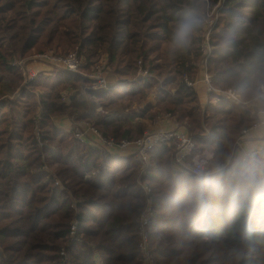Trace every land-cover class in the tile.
<instances>
[{
	"label": "trees",
	"instance_id": "16d2710c",
	"mask_svg": "<svg viewBox=\"0 0 264 264\" xmlns=\"http://www.w3.org/2000/svg\"><path fill=\"white\" fill-rule=\"evenodd\" d=\"M217 6L207 73L213 87L236 88L244 102L203 107L190 83ZM49 48L76 51L82 71L105 59L108 88L66 103L63 91L89 82L80 74L24 85L10 61ZM262 85L264 0H0V100L19 93L0 103V264H142L137 218L149 200L156 264H264V153L224 166L264 106ZM73 110L118 141L170 114L188 123L194 154H212L211 175L179 170L174 140L156 144L146 165L132 155L114 162L54 121ZM63 248L69 262L58 255Z\"/></svg>",
	"mask_w": 264,
	"mask_h": 264
},
{
	"label": "built area",
	"instance_id": "2783aa9c",
	"mask_svg": "<svg viewBox=\"0 0 264 264\" xmlns=\"http://www.w3.org/2000/svg\"><path fill=\"white\" fill-rule=\"evenodd\" d=\"M219 9L220 8L217 6L215 8L214 19L207 21L206 32L200 47L203 54V61L206 62V67L208 57L211 53L212 41L210 33L219 13ZM211 15L212 14H209V16ZM105 64V59H102L98 63L92 65L89 71H82L84 59L80 57L76 51H70L62 54L57 53L52 48L35 53L31 56L14 58L10 61V65L12 67L21 70L24 85L35 81L39 76L58 73L61 71L80 74L83 78H86L89 81L88 83L81 84L78 88L69 87L62 93L61 100L66 103H69L70 96L78 91L83 92L85 97L88 98L86 93L88 89H107L108 79ZM163 75L165 78L172 76V69L167 59L163 62ZM205 80L208 84V91H215V97L210 101L212 104H217L222 100L230 102H244L238 95L236 88L218 89L213 87L211 84V77L208 73H206ZM195 83L196 80L190 84L194 86ZM261 87L262 93L259 97L264 99V85ZM7 98L13 99L14 96L10 98L4 96L1 98L0 103ZM256 115L257 120L242 131V135L236 142L230 158L224 164L225 167L231 165L230 161L235 152V148H241V144L245 139L252 137L264 127V106L257 109ZM79 117V113L75 110L68 114V119L71 123L69 130H71L75 138L90 145L92 148L100 150L111 156L122 155L123 153H121V151H125V153L134 156V158L140 161L141 164L146 165L148 162L149 152L156 144L174 140L175 148L172 159L179 170L185 174H190L195 177L211 175L210 171L207 170L206 165L212 154L207 151L201 154H194L195 142L193 141L188 123L176 122L172 119L170 114H158L154 119L149 121L148 126L145 128L142 135L136 139H122L120 141L113 137L103 135L101 131L89 120ZM37 121L38 119L36 118L34 122L35 129L37 130L36 133L38 134L39 131L37 128ZM259 153H264V142L256 148L248 150L241 149L243 160L252 158ZM49 175L54 178L56 184H59L58 178L52 171ZM144 189L146 193L150 192V189L147 187H144ZM151 214V201L149 200L143 213L137 218L139 223L140 249L144 258L142 264H156L153 254L149 250V233L146 229V224L148 223ZM74 228L75 224L72 225L73 230Z\"/></svg>",
	"mask_w": 264,
	"mask_h": 264
},
{
	"label": "crops",
	"instance_id": "0c3cea01",
	"mask_svg": "<svg viewBox=\"0 0 264 264\" xmlns=\"http://www.w3.org/2000/svg\"><path fill=\"white\" fill-rule=\"evenodd\" d=\"M206 73H207L206 62L202 60L201 69H200V72L197 76L196 83L194 84V87L196 88V90L198 92L199 100H200V103L203 107L207 103H209V101H211L213 99V98L212 99L209 98L208 84L205 80ZM153 99H154V95H153ZM54 120H55V118H54ZM67 120L69 121L68 118H67ZM61 123H63V122L58 123L60 127H61ZM66 125L67 126L64 127V129L69 130L70 128H68V124H66ZM263 142H264V127L261 128L252 137L245 139L243 141V143L241 144V148H235V152H234L233 157L230 161V163H231L230 166L235 167V166L239 165V162H237L238 159L235 158V155H237L238 153L241 154V149L248 150V149L256 148V147L262 145ZM126 154H127V156H129L128 153H126ZM49 170L52 171L51 169H49Z\"/></svg>",
	"mask_w": 264,
	"mask_h": 264
},
{
	"label": "rangeland",
	"instance_id": "374dc122",
	"mask_svg": "<svg viewBox=\"0 0 264 264\" xmlns=\"http://www.w3.org/2000/svg\"><path fill=\"white\" fill-rule=\"evenodd\" d=\"M162 78L163 79H165L164 77H163V75H162ZM119 90H126V88H119ZM0 91H2V90H0ZM5 92H7V91H2V93H5ZM64 92V91H63ZM18 92H14L13 94H9V93H6V95H10V96H13L14 95V98L13 99H16L17 98V96H18ZM7 97H9V96H7ZM10 98V97H9ZM256 98V97H255ZM255 98H253L252 99V101H255V100H257V99H255ZM8 99V98H7ZM246 101V100H245ZM134 108H136V107H134ZM101 110V109H100ZM102 112H104V110H101ZM67 111H65V112H63V114H60V115H56V116H54L55 117V122L58 124L59 122H63V123H61V127H63L62 129L64 130V127H66L67 125L66 124H68V128H70V126H71V123L67 120V118H68V114L70 113V112H67ZM78 112V111H77ZM79 113V112H78ZM80 114V113H79ZM59 125V124H58ZM38 131H39V129H38ZM121 153H123L122 155H119V156H127V154L125 153V151H121ZM107 154V153H106ZM197 154H199V153H197ZM119 156H111L110 155V157H108V159H110V160H112V161H114V162H117V163H119V162H123L124 161V159L125 158H122V159H116V158H118ZM235 158H237L238 160H237V162H239V164H241L244 160H243V158H242V155L240 154V153H238L237 155H235ZM149 162V161H148ZM147 162V163H148ZM208 162H207V165H206V168H207V170H208ZM239 165H237V166H235V167H233V168H237ZM47 170V173L49 174V173H51V171L48 169V168H46ZM53 172V171H52ZM177 172H179V171H177ZM54 173V172H53ZM180 174H182V175H185V174H183V173H181V172H179ZM209 174V173H208ZM210 175V174H209ZM208 176V175H207ZM60 180H61V184H62V187L60 188V190L62 191V190H67V188H66V186L62 183L63 182V179L62 178H60ZM59 181V180H58ZM59 184H60V181H59ZM143 187H147L148 189H150L148 186H143ZM145 190V189H144ZM58 255L62 258V257H64V261H68L69 262V260H70V256L68 255L67 256V254H66V251L64 250V248L62 249V251H59V253H58ZM154 257V256H153ZM61 259H59V261H60ZM63 262V261H62Z\"/></svg>",
	"mask_w": 264,
	"mask_h": 264
},
{
	"label": "water",
	"instance_id": "95a60500",
	"mask_svg": "<svg viewBox=\"0 0 264 264\" xmlns=\"http://www.w3.org/2000/svg\"><path fill=\"white\" fill-rule=\"evenodd\" d=\"M206 176V175H205Z\"/></svg>",
	"mask_w": 264,
	"mask_h": 264
}]
</instances>
